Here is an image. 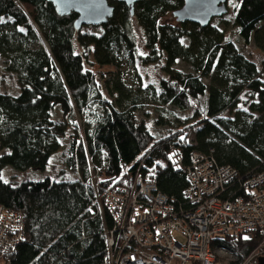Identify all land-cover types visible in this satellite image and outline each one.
<instances>
[{"label":"trees","instance_id":"1","mask_svg":"<svg viewBox=\"0 0 264 264\" xmlns=\"http://www.w3.org/2000/svg\"><path fill=\"white\" fill-rule=\"evenodd\" d=\"M109 1L113 17L93 32L76 30L78 15L60 16L48 0H0V88L10 77L18 89L0 90V205L26 213L24 239L5 257L10 264H108L105 229L114 222L97 201L139 171L185 207L188 182L176 163H189L194 151L235 168L241 180L264 171L262 70L245 52L254 45L264 54V0L236 1L240 41L213 22H175L184 0L142 1L134 15ZM121 51L143 66L161 65L158 84L133 91L120 72L103 71L118 65ZM144 103L187 116L166 121L162 109L155 122L141 121ZM55 155L62 166L53 175H3L6 167L45 172ZM93 171L102 175L97 187ZM259 242L258 233L248 242L218 237L213 248L232 251L241 263Z\"/></svg>","mask_w":264,"mask_h":264},{"label":"built area","instance_id":"2","mask_svg":"<svg viewBox=\"0 0 264 264\" xmlns=\"http://www.w3.org/2000/svg\"><path fill=\"white\" fill-rule=\"evenodd\" d=\"M187 179L189 206H176L156 183L137 172L128 185L105 190L100 213L114 222L106 227L108 264H251L264 255V171L241 180L238 171L198 151L189 163L177 159ZM89 180H102L93 171ZM241 191H232L237 184ZM26 213L0 205V264L24 239ZM260 242L241 263L230 250L214 249L218 237ZM226 255H230L227 259Z\"/></svg>","mask_w":264,"mask_h":264},{"label":"rangeland","instance_id":"3","mask_svg":"<svg viewBox=\"0 0 264 264\" xmlns=\"http://www.w3.org/2000/svg\"><path fill=\"white\" fill-rule=\"evenodd\" d=\"M236 1L237 0H228L229 13L222 18L224 20L222 26L219 24L220 22L219 18H216V20H214L213 23L220 26L222 29H224L223 27H225L226 32L232 35V39L238 41L239 40L238 31L233 23L234 20L233 9ZM174 21L177 22L175 17H174ZM91 27H92L91 31L93 32L100 31L99 28L96 29L93 26ZM138 51L140 54H144L146 52L143 44V39L141 36V31L139 30H138ZM245 52L247 55H250L252 59L257 61L261 65L262 75L259 81V85L264 89V65H262L264 62V54L259 52V50L256 49L254 45L246 49ZM116 56L119 57L118 65L116 67H110L106 69L104 68L103 71L116 70L120 72L122 81L127 85L128 88H132L133 91H136L140 87H143L145 84H155V85L158 84L157 75L161 74V65L152 64V65L143 66L139 62L135 61L133 57L125 51H121L120 53H117ZM3 66H4V61L0 57V75L3 74ZM178 67L182 70H189V67L185 64L179 63ZM0 90L7 91L12 94H16L18 92L15 81L10 77L4 78V83L2 84ZM71 103L73 104L72 99H71ZM162 109L165 110L164 114L168 116V117H164V120L166 121H170V119L172 118L176 120H183L187 116L186 112L180 111L179 109L172 106H167L165 108H157L152 104L144 103L142 108L138 110L139 119L141 121L147 120L150 123L155 122L156 118L159 115V112L157 110H162ZM171 112L173 115H170ZM153 127L155 131L161 130V126L157 124L156 125L153 124ZM61 166H62V162L60 161L59 155H55L54 158L52 159V165L45 172L34 171V170H30L27 172H20L14 170L11 167H6L3 170V175L7 179L21 180L26 177L32 180H40L45 176L53 175L54 172L57 171ZM226 258L229 259L230 255H226Z\"/></svg>","mask_w":264,"mask_h":264},{"label":"water","instance_id":"4","mask_svg":"<svg viewBox=\"0 0 264 264\" xmlns=\"http://www.w3.org/2000/svg\"><path fill=\"white\" fill-rule=\"evenodd\" d=\"M53 4L60 16L71 13L78 15L74 27L81 30L85 26L100 27L108 23L115 12L109 0H48ZM125 3L132 15L135 5L148 0H112ZM229 13L228 0H184V5L173 12L178 23L192 22L202 27L210 25L214 19L225 17ZM257 264H264V255H261Z\"/></svg>","mask_w":264,"mask_h":264},{"label":"flooded vegetation","instance_id":"5","mask_svg":"<svg viewBox=\"0 0 264 264\" xmlns=\"http://www.w3.org/2000/svg\"><path fill=\"white\" fill-rule=\"evenodd\" d=\"M214 20H216V19H214ZM214 20H213V21H214Z\"/></svg>","mask_w":264,"mask_h":264}]
</instances>
